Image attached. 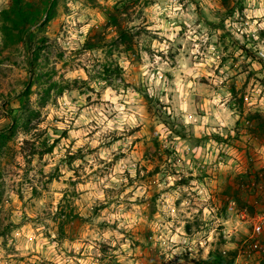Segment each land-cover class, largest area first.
I'll return each mask as SVG.
<instances>
[{
	"label": "clouds",
	"instance_id": "1",
	"mask_svg": "<svg viewBox=\"0 0 264 264\" xmlns=\"http://www.w3.org/2000/svg\"><path fill=\"white\" fill-rule=\"evenodd\" d=\"M98 2L105 4V0ZM117 2L107 0L106 6L114 8ZM242 2L243 13L235 8L232 16L223 19L224 29L221 30L210 28L205 23L221 22L227 8L220 0H197V3H193V0H152L147 6L141 0L140 4L130 9L133 12L130 21L127 20L128 13H121L123 26L130 33L145 29L140 36H134V47L139 56L137 62L136 56L123 52L124 44L119 46V53L113 52L111 58L105 57L104 49L85 50L79 56H73L83 48L90 30L106 23L107 17L85 7L84 0H67L70 14L60 17L64 21V30L59 35L44 33L49 42L54 41L55 44L47 68L38 71L55 67L58 75L52 78L53 82H87L93 91L72 87L57 96L53 90L52 97L56 103L49 100L45 107L40 108L37 103L40 97L35 94L37 86H32L34 94L29 97L31 108L41 113L43 122L37 124L32 121L36 127L29 133L18 131L16 143L23 146L24 141H33L36 133L45 130L44 138L49 146L56 140H60V143L51 154H45L42 161L39 156L32 158L31 171L27 175L31 184L24 180L23 170L28 165L22 155L15 157L20 165V169H14L18 174L3 178L6 199L10 198L19 205V196L14 187L23 183L21 191L24 201H31L23 212L18 206L11 216V222L17 225L24 220V212L30 218L22 227L14 228L7 238L8 248L15 249L14 256L39 252L43 259L50 260L52 264H99L92 256H101L100 245L105 244L109 245L110 254L117 257L119 264H138L134 259H129L135 255L132 245L137 238L130 234L144 227L153 232V249L160 250L151 264H169L186 250H192L189 261L197 258L207 260L213 250L212 245L219 238L216 229L221 224L225 226L224 238L229 241L223 251L237 248L235 243H231L232 237L236 236L238 240L239 233L247 234V229L239 218L232 216L235 199L226 198L230 214L227 220L217 218V208L210 201L214 199L212 190L220 177H225L227 186V174L241 172L235 149L212 139L213 135L225 140L229 136H236L235 125L240 115L234 107L229 87L233 83L232 78H235L239 91L248 75L241 68L242 64H250L249 71L258 74L264 68L258 60L245 57L242 49L232 46L233 40L238 41L259 59H264V40L260 36V32L264 31V0ZM197 4L203 17L197 11ZM8 6L9 0H0V11ZM230 6L235 7L234 4ZM141 10L143 15L137 18ZM44 20H47L46 14L40 23ZM225 30L232 37L226 41L227 52L219 39ZM109 31L113 32V29L109 28ZM3 42L4 34L0 32V47ZM17 47L20 53L16 57L17 62L26 69L25 49L23 45ZM60 51L64 52L65 61L69 62L68 68H62L56 60ZM226 56L231 58L221 67L222 58ZM233 59L237 61L234 67ZM111 61H115L122 70L120 78L111 77V83L105 79L91 78L102 74L103 66ZM0 68L9 69L13 65L5 63ZM28 75L24 71L23 78H28ZM260 78L264 79V75ZM9 80L16 89L14 95L24 90L23 85H17L13 77L10 76ZM202 80L207 82L203 83ZM248 92L249 95L245 97L247 106H256L253 111L258 109L264 117V98H261L264 86L254 78L248 85ZM145 96L159 101L153 104L151 116ZM157 110L158 115L155 114ZM150 125L154 127L151 133L148 131ZM181 130L186 139L176 135ZM65 131L67 138L60 135ZM204 137H208V140L202 144L196 143ZM153 139H158L161 151L170 149L173 155L165 157L166 163L160 165L161 171L153 178L152 184H148L138 178V172L139 177L146 175L142 170L145 161L142 154L133 149V142L145 141L155 151L151 145ZM35 143L39 150L40 142ZM260 151L264 153V148ZM78 152L83 153V159H75L71 170L66 163H61L67 159V155L75 156ZM221 153L224 155L221 156ZM58 165L61 173L59 181L52 180L45 192L40 170H43V179L47 180ZM77 171L79 176L76 175ZM148 171H152V168L149 167ZM205 172L209 175L201 180L199 177ZM189 177L191 179L187 185L176 186L178 181ZM71 182H76L75 188ZM33 188L43 195L34 198ZM66 191L79 194L78 198L73 199V207L80 217L90 219L91 223L85 226L90 230L84 231L79 238L64 239L60 243L57 226L51 217L60 211ZM153 192L159 193V197L155 204V216L149 220L145 215L149 206L140 201L150 200ZM176 201H181L179 207ZM101 205L108 206L99 215H93L94 209ZM198 215L207 230L202 228L197 232L193 227L194 235L189 237L185 225L194 223ZM7 223L5 221V225ZM102 223L108 227H98ZM256 231L259 232L260 228L257 227ZM45 232L49 233L50 238L45 237ZM4 240L5 237L0 236V264H6ZM117 245L119 249L111 252ZM197 245L204 249L202 257L196 255ZM82 249L87 258H79ZM67 253L75 255L69 256ZM8 259L11 260L12 256H8ZM177 264L187 262L181 258Z\"/></svg>",
	"mask_w": 264,
	"mask_h": 264
},
{
	"label": "rangeland",
	"instance_id": "2",
	"mask_svg": "<svg viewBox=\"0 0 264 264\" xmlns=\"http://www.w3.org/2000/svg\"><path fill=\"white\" fill-rule=\"evenodd\" d=\"M18 0H9V6L3 11H0V32L4 34L3 46L0 47V65L9 63L13 65V68L3 69L0 68V131L6 129L5 133L0 136V236L5 237L3 247L6 250L7 255L4 257L6 264H52L48 259H43L39 252H30L28 256H14V248H8L7 238L14 228L22 227L24 223L29 222L30 218L27 213L24 212V220L21 224H13L11 222V216L16 211L19 206L21 212L29 207L31 201L25 202L23 193L21 189L23 188V183L18 187H14V190L19 196V205L11 201V199L5 198V186L3 183V178L5 175L14 176L18 173L14 169H20V165L16 163L15 157L17 155H22L28 167L24 169V180L31 184L30 180H27L28 172L31 171L32 158L39 156L40 160H43L45 154H51L53 149L60 143V140H56L51 146L48 145V140L45 137V132H38L35 134L33 141H24L23 146H18L16 143V135L18 131H24L29 133L32 131L35 124L32 121H36L37 124L43 122L41 120V113L38 111H33L31 108V103L29 97L33 95L32 86L35 84L37 86V92L35 94L39 95V100L37 101L40 108L47 105L49 100L53 104L56 103L55 99L52 97V91L55 90L56 95H62L63 91L68 88H88V91H93L88 87L87 82L73 81L71 84L68 83H55L52 78L58 75L55 67H52L48 71H38V69L47 68L50 62V56L52 55L54 41L49 42L45 32H49L52 35H59L60 32L64 30V21L60 19L62 15L70 14V10L67 8V0H19L20 4L17 6ZM141 0H118L114 8L107 7V0L105 4L101 5L98 0H84V6L90 8L94 13L103 14L107 17V22L100 24L99 28L94 27L90 30L88 39L86 40L83 48L73 56H79L83 51L94 50V49H104L105 57L111 58L113 52L119 53L121 51L120 45L124 44V53H131L136 56V61H139V56L136 53L134 47V36H140L141 33L145 32V29L141 28L139 32L130 33L123 26V21L121 19V13H128L127 20H131L133 9L136 5L140 4ZM152 0H144V6L151 3ZM183 2V0H181ZM223 7L227 8V12L223 14L221 22L219 24H212L208 21L210 28L224 29L223 19L232 16L235 8H239L241 13H243V2L242 0H220ZM193 3H197V0H193ZM234 4L235 7L230 5ZM122 5V7H121ZM124 5H126L127 10H124ZM51 10V17L45 12L46 8ZM121 9V13L116 12L115 8ZM197 11L200 12L199 4H197ZM115 14L119 26L126 31L127 40L122 42L120 40L119 30L112 26L109 22V14ZM47 15V20L41 24V20L44 15ZM143 15L141 10L137 14V18ZM201 17L203 13L200 12ZM220 15V13H217ZM39 25V27H37ZM109 28L113 29V32L109 31ZM183 34V33H181ZM111 36L109 40L108 37ZM261 39L264 40V31L260 32ZM118 37V39H117ZM155 38V37H153ZM220 44L223 45L224 51H228V44L226 41L231 40V33L224 31L223 35L220 36ZM247 39V38H246ZM254 43V42H253ZM17 45H23L26 55V65L25 69L21 63L17 62L16 57L19 56V48ZM233 47H238L243 50L245 57H251L252 60L257 61L264 65V59H259L256 54L247 48L246 45H240L238 41H232ZM91 47V48H90ZM149 50V49H145ZM7 53V54H6ZM230 56L222 58L221 67L228 62ZM41 60L43 61L41 63ZM57 62L61 63L62 68H68L69 62L65 61L64 52L60 51L56 55ZM236 60L233 59V67L236 64ZM74 63V61H73ZM104 72L98 74L96 77H91L92 79H105L111 83V77L115 76L120 78L122 75V70L116 65L115 61L111 63H106L104 66ZM251 67L250 64H242L241 68L248 75L243 83V86L237 91L235 85V78L233 83L229 86L230 91L233 94V104L235 109L240 115V120L236 122L235 131L236 136H229L228 139H224L220 136L213 135L212 139L216 140L219 144H227L234 148L237 154V163L240 166L241 172L239 173H228L227 174V186H225V177H220L217 180L213 190L212 195L214 199L210 201L214 208H217L216 216L218 219L227 220L230 218L228 199H235L236 205L234 211H232V216L239 218L240 222L244 224L247 229V234L244 232L239 233V239L236 236L232 237L231 243H235L237 248L232 251H223L224 245L229 243V241L224 238V228L225 226L221 224L216 231L219 233V238L212 245L213 250L209 253V259L216 258L218 253H222L227 261L231 259L234 260V264H264V235L256 236L253 234V229L250 222H248L247 217L242 218L240 216V211L247 210L249 216L264 215V153H261L260 149L264 148V117L261 116L260 111L257 109L253 111L256 106L248 107L245 102V97L249 95L248 85L255 78L262 86H264V79L260 77L264 75V68L260 70L258 74L256 71H249ZM24 71L28 72V78H23ZM217 74H219L217 72ZM13 77L17 85L22 84L24 90L18 95H14L16 89L9 80V77ZM61 81L64 77L61 75ZM206 83V80H202ZM47 85V87H44ZM42 89V91H41ZM142 91L141 89H138ZM83 94V91L81 92ZM145 101L148 104L149 115H153V104L159 103V101H153L149 97L145 96ZM261 98H264V93H261ZM15 105V106H14ZM159 114V110L155 113ZM167 123V121H165ZM53 131H56L53 129ZM134 131H140V129H135ZM151 133L154 131V127L151 125L148 128ZM62 137L67 138V131L60 134ZM176 135H180L182 138L186 139L183 131L176 132ZM171 139V137H169ZM208 140V137H204L202 140H197V144H202ZM35 141L40 142V149L36 147ZM139 145V147H137ZM151 145L155 147V151L151 150L148 143L142 140H136L133 142V149L142 154V158L145 161L143 171L146 175L144 177L138 178L143 180L145 183L152 184L153 178L161 171L160 165L166 163L165 157H170L173 155L172 150L164 149L161 151V145L158 139H153ZM70 151V148H69ZM91 151V150H90ZM224 153H221L223 156ZM83 159V153L78 152L75 156L67 155L66 160H62L61 163H66L71 170L72 162L75 159ZM120 157H117L119 159ZM175 161H173L174 163ZM47 162H45L46 165ZM151 167L152 171H148ZM173 174L175 172L173 171ZM43 170H40V176L42 177L41 182L44 185V191H48V184L52 180L59 181L60 171L59 165L56 169L48 176L47 180L43 179ZM79 176V171L76 172ZM208 173L205 172L199 177L204 180L208 177ZM234 177V179H233ZM191 177L187 179H182L177 182L176 186L187 185ZM68 181H66L67 183ZM131 184V180L129 181ZM76 182H71V186L75 188ZM43 193L36 188L32 189V196L34 198H39ZM195 195V193H193ZM79 194L75 191L64 193V199L60 205V211L57 212L55 216L51 219L53 223L57 226L58 231V242L62 243L64 239L75 240L86 230V225H90V219H84L80 217L77 213L75 207H73V199L78 198ZM159 197V193L153 192L151 199L148 201H140V203H146L149 207L145 212V215L152 220L156 213V200ZM185 198L186 194H185ZM181 201H176V206L179 207ZM108 205H101L95 208L93 215H99L101 210ZM34 208L35 205H32ZM202 214V212H201ZM5 221L8 223L5 225ZM38 222V218L37 221ZM50 227V226H49ZM98 227L104 229L108 227L107 224H100ZM115 228V225H112ZM193 227L199 232L203 228L207 230L206 226L202 224L197 216L195 222H188L185 225V232L189 237L194 235ZM45 237H49V233H44ZM134 235L137 237L133 242L134 257L129 259H134L138 264H151L159 253V248L153 249L151 236L153 232L150 228L140 227L136 230ZM50 238V237H49ZM46 247V246H45ZM119 249V245L115 249H111V252H115ZM101 256H92V259L98 260L99 264H119L116 256L110 254L109 245H100ZM196 255L202 257L204 249L197 245ZM192 254V250H186L183 252L182 256L178 255L169 264H177L181 258L187 262V264H198L201 261H206L202 258L192 259L189 261V256ZM67 255L72 256L74 253H67ZM8 256H12L9 260ZM79 258H87L84 250H81ZM163 260V257H160Z\"/></svg>",
	"mask_w": 264,
	"mask_h": 264
},
{
	"label": "trees",
	"instance_id": "3",
	"mask_svg": "<svg viewBox=\"0 0 264 264\" xmlns=\"http://www.w3.org/2000/svg\"><path fill=\"white\" fill-rule=\"evenodd\" d=\"M19 4H20V1L18 0V1H17V6H18ZM124 7H125L124 10H127L126 5H124ZM120 10H121V9H119L118 7L115 8V11H116V12L121 13ZM45 12L48 14V16L51 17V10H50L48 7L45 9ZM108 18H109V22H110V24H111L112 26L116 27V28L119 30L120 40H121L122 42H126V40H127V35H126V34H127V33H126V31H124L123 28H121V27L119 26L118 19H117L116 15L110 13L109 16H108ZM90 48H91V47H90ZM5 131H6V129L1 130V131H0V136L3 135V134L5 133ZM198 264H234V260L231 259L230 261H227V260L225 259V256H223L222 253H218V254L216 255V258H215V259L211 258V259L206 260V261H201V262H199Z\"/></svg>",
	"mask_w": 264,
	"mask_h": 264
},
{
	"label": "built area",
	"instance_id": "4",
	"mask_svg": "<svg viewBox=\"0 0 264 264\" xmlns=\"http://www.w3.org/2000/svg\"><path fill=\"white\" fill-rule=\"evenodd\" d=\"M235 207L232 209L234 211ZM240 216L242 218L247 217L248 222H250L251 227L253 229V234L256 236L264 235V215H255V216H249L247 213V210L240 211ZM259 227L260 231L257 232L256 228Z\"/></svg>",
	"mask_w": 264,
	"mask_h": 264
}]
</instances>
